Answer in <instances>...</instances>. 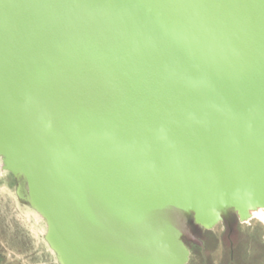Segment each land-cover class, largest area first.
Here are the masks:
<instances>
[{"label":"water","instance_id":"obj_1","mask_svg":"<svg viewBox=\"0 0 264 264\" xmlns=\"http://www.w3.org/2000/svg\"><path fill=\"white\" fill-rule=\"evenodd\" d=\"M0 159L60 264H187L264 210V0H0Z\"/></svg>","mask_w":264,"mask_h":264},{"label":"rangeland","instance_id":"obj_2","mask_svg":"<svg viewBox=\"0 0 264 264\" xmlns=\"http://www.w3.org/2000/svg\"><path fill=\"white\" fill-rule=\"evenodd\" d=\"M1 165L0 159V264H60L24 181L19 184ZM256 210L246 219L232 212L210 229L190 227L197 242L185 241L187 264H264V210Z\"/></svg>","mask_w":264,"mask_h":264},{"label":"bare ground","instance_id":"obj_3","mask_svg":"<svg viewBox=\"0 0 264 264\" xmlns=\"http://www.w3.org/2000/svg\"><path fill=\"white\" fill-rule=\"evenodd\" d=\"M249 210H251V209H248L247 211H245L246 213L245 214H242V215H239L241 218H243V219H246L247 217H248V211ZM256 211H258V209L256 210ZM253 212H255V211H253ZM262 212V211H261ZM264 213V212H263ZM258 214V213H257ZM259 215H260V218L261 219H263V215H261V213L259 212ZM239 217V218H240ZM249 218V217H248Z\"/></svg>","mask_w":264,"mask_h":264}]
</instances>
